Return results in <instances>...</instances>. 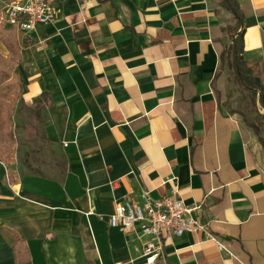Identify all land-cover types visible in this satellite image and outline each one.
Listing matches in <instances>:
<instances>
[{"label": "crops", "instance_id": "1", "mask_svg": "<svg viewBox=\"0 0 264 264\" xmlns=\"http://www.w3.org/2000/svg\"><path fill=\"white\" fill-rule=\"evenodd\" d=\"M16 1L0 0V55L63 172L20 177L0 160V264H16L17 240L31 264H133L143 239L110 226L116 204L174 190L228 252L171 235L159 264H264V137L216 92L231 14L217 0H50L56 22L25 35L5 20ZM238 1L243 57L264 75V0Z\"/></svg>", "mask_w": 264, "mask_h": 264}, {"label": "built area", "instance_id": "2", "mask_svg": "<svg viewBox=\"0 0 264 264\" xmlns=\"http://www.w3.org/2000/svg\"><path fill=\"white\" fill-rule=\"evenodd\" d=\"M4 13L7 24L25 35L38 27L53 25L57 20L56 8L50 0L16 1L8 4ZM142 198V203L118 202L115 213L109 218L111 227L143 239V244L137 250V258L130 260V263L159 264L166 239L171 235L181 237L204 232L221 252H228L226 246L202 223L198 215L202 206L188 205L178 190L161 199H154L150 193L144 192Z\"/></svg>", "mask_w": 264, "mask_h": 264}, {"label": "rangeland", "instance_id": "3", "mask_svg": "<svg viewBox=\"0 0 264 264\" xmlns=\"http://www.w3.org/2000/svg\"><path fill=\"white\" fill-rule=\"evenodd\" d=\"M227 20L226 27L234 25L232 17ZM223 39H225L223 51L227 52L216 82L217 96L229 113L246 118L251 124L262 129L264 109L259 102L253 101L248 91L240 86L233 70V57L230 50L232 42L225 36ZM12 78V75L1 78L3 85L0 90V142L5 150L10 149L9 152H4V161L13 163L20 177L57 179L63 172V162L60 154L55 152L45 139V114L40 109L29 107L23 100L12 103V99L18 93L13 83L15 80ZM2 102L10 106L7 109L9 112L4 115L1 108ZM5 117H8L10 121ZM261 132L264 137V128Z\"/></svg>", "mask_w": 264, "mask_h": 264}, {"label": "trees", "instance_id": "4", "mask_svg": "<svg viewBox=\"0 0 264 264\" xmlns=\"http://www.w3.org/2000/svg\"><path fill=\"white\" fill-rule=\"evenodd\" d=\"M220 3V6L223 10L229 12L232 16L234 25H228L225 28H222L223 36L229 38L232 42L230 50L232 52L233 59V70L238 80L240 86L248 91L253 99V101L259 102L261 107L264 109V86H263V71L261 62L253 63L245 61L243 54L245 52V32L246 27V18L243 10L241 9L240 3L238 0H217ZM227 52V51H226ZM223 51L221 55L222 63L225 62V54ZM229 59V57H228ZM230 62V61H229ZM15 65H11L10 62L3 59L0 55V78L7 77V75H12L15 81L13 83L16 85L18 93L12 99V103L15 104L18 100H21L23 87L19 80L18 74L14 70ZM9 80V78H6ZM218 81V75L215 79V83ZM10 107L6 103L2 102L1 108L3 115L9 112L7 109ZM6 118V117H5ZM263 124H264V114L262 115ZM6 120H9L8 117ZM245 124L253 129L257 134L263 131V128H259L257 125L251 124L246 118L244 119ZM261 143L264 145V140L261 138ZM10 149L3 147L0 142V160H4V152H9ZM16 264H31L30 253L27 247L19 240H17L16 248Z\"/></svg>", "mask_w": 264, "mask_h": 264}, {"label": "water", "instance_id": "5", "mask_svg": "<svg viewBox=\"0 0 264 264\" xmlns=\"http://www.w3.org/2000/svg\"><path fill=\"white\" fill-rule=\"evenodd\" d=\"M245 29V28H244Z\"/></svg>", "mask_w": 264, "mask_h": 264}]
</instances>
